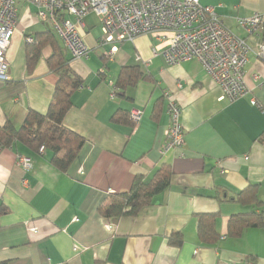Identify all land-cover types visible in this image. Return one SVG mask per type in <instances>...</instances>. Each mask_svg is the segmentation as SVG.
I'll use <instances>...</instances> for the list:
<instances>
[{
  "label": "crops",
  "instance_id": "crops-1",
  "mask_svg": "<svg viewBox=\"0 0 264 264\" xmlns=\"http://www.w3.org/2000/svg\"><path fill=\"white\" fill-rule=\"evenodd\" d=\"M200 1L241 36L237 17L264 14V0ZM23 9L7 52L9 79L0 80V126L21 127L30 110L46 113L57 81L47 63L50 46L28 70L27 36L50 27L34 6ZM99 26L94 12L85 18L90 51L83 59L73 58L56 35L84 85L72 93L64 118L66 128L85 138L68 170L52 163L49 150L35 152L21 142L0 146V205L9 208L0 215V264H264V227L229 230L232 215L247 209L236 200L240 190L258 184L264 201V110L251 103L255 98L264 106V60L251 55L248 94L230 102L197 59L166 62L169 33L120 42L111 55L113 44L102 41ZM261 39L264 32L249 41L255 46ZM129 66L147 78L118 87L113 98ZM166 91L182 107L185 130L184 148L167 154ZM133 109L143 112L134 127L112 122L116 113ZM163 164L173 171L172 183L152 206L117 221L99 212L111 195L128 192L137 175L150 180ZM213 213L219 236L204 240L199 215Z\"/></svg>",
  "mask_w": 264,
  "mask_h": 264
},
{
  "label": "built area",
  "instance_id": "built-area-1",
  "mask_svg": "<svg viewBox=\"0 0 264 264\" xmlns=\"http://www.w3.org/2000/svg\"><path fill=\"white\" fill-rule=\"evenodd\" d=\"M36 8L38 19L47 24L62 40L73 58L83 59L90 48L85 43L82 30L85 18L94 12L101 21L102 41L112 43L110 54L118 43L134 40L139 35L170 34L164 49L168 64H178L197 59L213 80L222 88L221 99L235 102L248 94L246 66L252 54L264 60V40L255 46L249 38L261 37L264 32V14L237 17L236 22L245 36L226 26L214 6L203 5L200 0H25ZM20 21L19 0H0V80L9 79L7 52L15 29ZM32 36L27 42H33ZM82 84L79 88H83ZM116 97L117 86H113ZM167 99L168 129L163 153L182 150L185 130L181 122L182 107L171 91ZM251 103L259 109L264 106L255 98ZM143 112L133 109L130 118L136 125ZM46 147H40L44 152ZM29 166L30 158H21ZM114 225H108L113 229Z\"/></svg>",
  "mask_w": 264,
  "mask_h": 264
},
{
  "label": "trees",
  "instance_id": "trees-1",
  "mask_svg": "<svg viewBox=\"0 0 264 264\" xmlns=\"http://www.w3.org/2000/svg\"><path fill=\"white\" fill-rule=\"evenodd\" d=\"M32 37L34 41L29 42L27 50L29 71L41 57L43 49L50 46L53 50L47 59L50 69L57 76L53 99L44 114L30 110L21 127L17 128L11 121L0 126V146L11 147L14 143L21 142L38 152L44 145L46 150L51 152L52 163L66 172L85 143L82 135L64 126V118L72 107V93L83 84V80L71 67L65 49L59 44L51 28L35 33ZM141 78H147V75L138 67H125L116 86L125 89L136 85ZM112 122L129 124L132 127L135 125L130 118V112L125 111L113 115ZM172 175L173 171L168 164L161 165L150 180L137 175L128 192L111 195L109 201L99 207V212L115 221L125 216H138L153 205L156 195L171 186ZM259 194L258 184H250L237 193V202L247 206V209L232 215L229 230L233 231V234H238L245 227H264V201L260 199ZM8 210L7 206L0 205V215L7 213ZM216 215L214 213L199 215V229L204 240L214 241L219 236L214 229ZM180 242L173 241L175 244Z\"/></svg>",
  "mask_w": 264,
  "mask_h": 264
},
{
  "label": "rangeland",
  "instance_id": "rangeland-1",
  "mask_svg": "<svg viewBox=\"0 0 264 264\" xmlns=\"http://www.w3.org/2000/svg\"><path fill=\"white\" fill-rule=\"evenodd\" d=\"M19 6H20V9L24 8L23 9V12H25L27 10V8L29 9H32V5L28 2H26L25 0H19ZM99 29H100V34L102 35L103 34V31H102V27L99 26ZM98 33V31H96ZM84 41L85 43L87 44L86 42V39L84 38ZM88 45V44H87ZM90 48V47H89Z\"/></svg>",
  "mask_w": 264,
  "mask_h": 264
}]
</instances>
